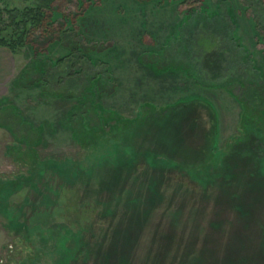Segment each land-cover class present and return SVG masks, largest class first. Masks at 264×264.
<instances>
[{
	"label": "rangeland",
	"instance_id": "obj_1",
	"mask_svg": "<svg viewBox=\"0 0 264 264\" xmlns=\"http://www.w3.org/2000/svg\"><path fill=\"white\" fill-rule=\"evenodd\" d=\"M187 9L56 0L0 49V264H264V108L242 96L264 103V0ZM201 26L225 78L191 58Z\"/></svg>",
	"mask_w": 264,
	"mask_h": 264
},
{
	"label": "trees",
	"instance_id": "obj_2",
	"mask_svg": "<svg viewBox=\"0 0 264 264\" xmlns=\"http://www.w3.org/2000/svg\"><path fill=\"white\" fill-rule=\"evenodd\" d=\"M5 1V0H3ZM56 0H24L23 8H10L5 5L0 7V48L7 49L15 55L20 49L25 48L35 35L42 34L49 29L54 15V3ZM188 7L187 12H193L200 8L205 0H180ZM64 35V34H63ZM62 38V36H60ZM191 58L197 61L199 68L205 74L206 79L215 80L227 77L231 73L229 67L232 55L226 49L224 37L212 33L204 27H199L194 37ZM60 60V62H62ZM70 64H66L61 70H55L50 74L51 79L60 80L65 76H71ZM63 80V79H62ZM70 78L68 82H71ZM242 96L255 108H264L260 102L259 91L256 88L248 87L243 89ZM82 207L77 202L75 212ZM81 209V208H80ZM35 214V213H34ZM41 217L54 213L50 207L44 211L36 212ZM38 216V215H37ZM35 220V216L31 219Z\"/></svg>",
	"mask_w": 264,
	"mask_h": 264
},
{
	"label": "crops",
	"instance_id": "obj_3",
	"mask_svg": "<svg viewBox=\"0 0 264 264\" xmlns=\"http://www.w3.org/2000/svg\"><path fill=\"white\" fill-rule=\"evenodd\" d=\"M0 49H3L4 50V48H0ZM5 50H7V49H5ZM0 72H2V71H0ZM1 76H2V74H0V78H1Z\"/></svg>",
	"mask_w": 264,
	"mask_h": 264
}]
</instances>
